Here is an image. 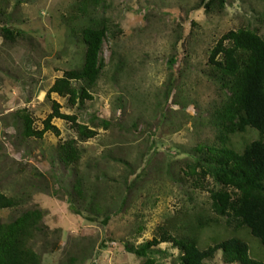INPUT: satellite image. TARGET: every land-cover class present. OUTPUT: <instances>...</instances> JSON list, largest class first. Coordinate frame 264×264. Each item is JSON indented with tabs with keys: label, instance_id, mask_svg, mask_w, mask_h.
<instances>
[{
	"label": "rangeland",
	"instance_id": "374dc122",
	"mask_svg": "<svg viewBox=\"0 0 264 264\" xmlns=\"http://www.w3.org/2000/svg\"><path fill=\"white\" fill-rule=\"evenodd\" d=\"M79 1L0 2V188L19 200L0 210V223L42 208L50 240L57 244L45 249L40 240L34 242L42 264H145L146 258L125 249L126 242L153 239L161 225L186 234L199 217L216 216L210 189L222 185L205 173L203 158L218 143L214 104L222 93L207 74L209 57L230 30L249 28L264 37V0H106L96 16L113 23L103 47L106 67L92 98L72 105L47 93L66 70L83 63L77 29L86 18L73 12ZM3 26L13 30L14 41L1 35ZM53 100L97 131L79 142L78 172L90 184L87 200L76 201L81 214L68 202L76 176L57 153L58 145L78 137L72 123L54 118L60 135L22 133L21 116L28 113L42 129ZM260 137L247 130L229 139L242 152ZM106 209L112 217L103 225ZM219 220V226L198 231L201 248L238 235L251 257L264 260L258 237ZM158 247L152 255L156 264H179L178 248L168 242ZM205 264L239 263L224 262L219 251Z\"/></svg>",
	"mask_w": 264,
	"mask_h": 264
},
{
	"label": "trees",
	"instance_id": "16d2710c",
	"mask_svg": "<svg viewBox=\"0 0 264 264\" xmlns=\"http://www.w3.org/2000/svg\"><path fill=\"white\" fill-rule=\"evenodd\" d=\"M105 1L81 0L74 5L73 12L77 13V18H86V23L77 29L85 47L84 60L80 67L66 70L55 80L48 90V98L56 93L68 98L72 105L77 102L84 104L86 99L92 98L90 91L97 85L106 67L104 43L113 31L110 19L96 17L101 3ZM1 12L7 14L4 9ZM1 35L12 41L15 39V33L8 26L2 27ZM174 62L172 60L171 64ZM207 74L222 93L214 104L218 143L209 147L203 158L207 167L205 173L222 185L221 188L210 189L211 208L216 216L199 217L194 223L196 226L187 227L189 233L186 234L161 225L153 239L139 244L126 242L125 249L146 258L145 264H156L152 255L161 251L158 246L162 242L171 243L179 249V264H205L219 251L226 263L264 264V260L251 257L249 244L238 235L214 242L206 248L200 247L198 239L201 228L219 226V219L224 218L228 229L237 231L246 228L264 246V37L249 28L228 31L211 50ZM170 93H167L168 97ZM52 109L44 127L39 130L34 127L32 117L24 113L20 119L22 133L26 138H42L47 131L60 135L61 130L52 123L53 119L61 118L72 123L78 137L58 145L57 153L61 164L70 168L76 176L68 193V202L75 213L81 214L76 201H79V196L87 200L85 191H90V184L78 172L83 156L79 142L94 137L97 131L80 123L76 115L63 113L57 100L52 101ZM247 130H257L261 137L247 143L239 152L229 138ZM18 205V198L6 195L0 188V210ZM97 208L91 210L95 212ZM44 217V210L34 207L14 220L0 223V264L43 263L42 254L33 247L34 242L40 240L45 249L57 246L50 240V228L45 224ZM111 217L109 209H106L102 224H108ZM89 219L94 220L92 217ZM74 261V258L70 259V262Z\"/></svg>",
	"mask_w": 264,
	"mask_h": 264
}]
</instances>
